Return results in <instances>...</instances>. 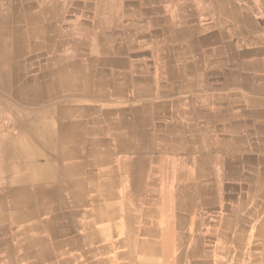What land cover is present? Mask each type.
<instances>
[{
  "label": "bare ground",
  "instance_id": "bare-ground-1",
  "mask_svg": "<svg viewBox=\"0 0 264 264\" xmlns=\"http://www.w3.org/2000/svg\"><path fill=\"white\" fill-rule=\"evenodd\" d=\"M119 4L0 0V85L16 92L25 106L38 107L27 116L28 133L15 138L5 153L7 160H29L26 218L37 221L22 230L26 238L13 241L5 238L7 220H0V235L5 236L0 238V264H184L196 254L211 259L210 264H227L217 251L231 249L224 236L242 218L247 197L239 199L237 210L229 209L231 224L221 223L222 197L231 199L237 192L224 188L220 169L206 177L204 165L196 163L192 169L188 157L172 154L186 151L183 112H172L168 143L160 144L158 110L171 104L184 107L186 102L177 97L158 102L163 89L158 85L152 99L140 96L135 102L138 81L147 72L141 65H128L125 34L112 30L121 27ZM34 51L44 59L29 74L27 56ZM154 57L162 60L156 51ZM156 63L155 76L164 69ZM165 71L173 80L182 76L170 60ZM194 82L183 81L186 89L177 83L172 91L191 89ZM145 160L154 162L149 170ZM152 179L156 188L150 187ZM211 221L222 235L216 254L209 257L202 249L206 235L196 231L209 235ZM256 232L264 236V224Z\"/></svg>",
  "mask_w": 264,
  "mask_h": 264
},
{
  "label": "crops",
  "instance_id": "crops-1",
  "mask_svg": "<svg viewBox=\"0 0 264 264\" xmlns=\"http://www.w3.org/2000/svg\"><path fill=\"white\" fill-rule=\"evenodd\" d=\"M119 1L121 27L112 30L125 34L123 41L124 48L127 46L128 65H141L147 72L141 76V82L138 81L141 90L134 92L137 94L133 99L136 103L141 97L152 99L154 87L158 85L163 88L158 102H171L176 97L186 102L184 107L171 104L170 108L158 110L155 128H160V144L168 143L166 129L174 121L173 113L183 112V126L188 130L186 153L174 151L172 154L184 159L188 157L192 169L196 163L204 165L202 174L206 177L216 175L220 169L224 188L237 192L231 199L222 197L219 207L223 208L225 218L221 223L231 224V210L238 209L242 196L247 197L242 218L237 217L236 225L232 223L224 236L231 249L227 251L221 247L217 254L225 257L227 264H264V236L256 232L264 224V0ZM155 51L162 55V60H156ZM169 60L174 68L182 70L179 81L169 78L165 71V63ZM156 62L164 67H160L158 77L155 76ZM19 64L23 62L19 61ZM112 69L120 73L126 71L121 67ZM198 80L202 81L199 86L195 83ZM183 81L195 82L191 89L174 93L172 86L177 83L186 89ZM7 89L0 96L1 111L11 124L0 135V220H7L5 225H9L8 236L0 235V238L15 241L27 237L22 230L35 224L37 218H26L30 184L25 174L30 170L29 160L27 157L7 160L5 153L15 138L28 133L31 119L28 120L27 116L38 107L25 106L16 92L13 93L8 86ZM33 103L29 101L35 105ZM31 139L36 145H43ZM48 149L50 151L52 146L48 145ZM198 156L203 159L198 161ZM144 163L148 170L154 165L149 160ZM149 174L153 175L152 172ZM8 177L13 180L8 182ZM152 180L150 187L156 188L157 182ZM181 212L177 210V213ZM20 215L24 217L19 219ZM15 218L18 220L13 221ZM208 227L209 235L202 230L196 234L206 235L202 249L206 256L212 257L221 243L222 232L215 221H211ZM194 256L184 259V264L211 263V259L205 261L198 254ZM1 264L5 263L1 260Z\"/></svg>",
  "mask_w": 264,
  "mask_h": 264
},
{
  "label": "rangeland",
  "instance_id": "rangeland-1",
  "mask_svg": "<svg viewBox=\"0 0 264 264\" xmlns=\"http://www.w3.org/2000/svg\"><path fill=\"white\" fill-rule=\"evenodd\" d=\"M44 59V56H43V54H39L38 55V53L37 52H34V53H32L31 55L29 54L28 56H27V63H28V66H29V68H28V72H29V74L31 73V72H33V71H35V69H36V65H37V62L38 61H42ZM0 96L1 95H4V93L8 90L7 89V86H2V85H0ZM4 92H3V91ZM1 99V98H0ZM3 108L1 107V104H0V113H1V110H2ZM6 119H8V121H9V123H10V119L9 118H6ZM10 125L11 124H9V125H7L6 126V129H8L9 127H10ZM224 259L225 260H227L225 257H224Z\"/></svg>",
  "mask_w": 264,
  "mask_h": 264
},
{
  "label": "built area",
  "instance_id": "built-area-1",
  "mask_svg": "<svg viewBox=\"0 0 264 264\" xmlns=\"http://www.w3.org/2000/svg\"><path fill=\"white\" fill-rule=\"evenodd\" d=\"M7 125H9L8 119L3 117L1 118V114H0V133L4 131Z\"/></svg>",
  "mask_w": 264,
  "mask_h": 264
}]
</instances>
